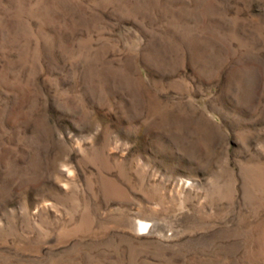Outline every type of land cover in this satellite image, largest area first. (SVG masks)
Here are the masks:
<instances>
[{"label": "rangeland", "instance_id": "1", "mask_svg": "<svg viewBox=\"0 0 264 264\" xmlns=\"http://www.w3.org/2000/svg\"><path fill=\"white\" fill-rule=\"evenodd\" d=\"M0 264H264V0H0Z\"/></svg>", "mask_w": 264, "mask_h": 264}, {"label": "bare ground", "instance_id": "2", "mask_svg": "<svg viewBox=\"0 0 264 264\" xmlns=\"http://www.w3.org/2000/svg\"><path fill=\"white\" fill-rule=\"evenodd\" d=\"M138 229L142 231H146L148 229L147 222L145 221H139L138 223Z\"/></svg>", "mask_w": 264, "mask_h": 264}]
</instances>
